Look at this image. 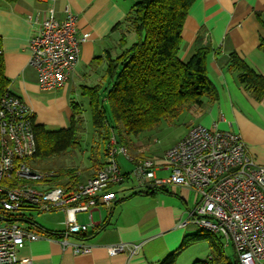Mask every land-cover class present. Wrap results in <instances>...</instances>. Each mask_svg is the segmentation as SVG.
Listing matches in <instances>:
<instances>
[{
	"label": "crops",
	"instance_id": "0c3cea01",
	"mask_svg": "<svg viewBox=\"0 0 264 264\" xmlns=\"http://www.w3.org/2000/svg\"><path fill=\"white\" fill-rule=\"evenodd\" d=\"M135 3L134 0H18L9 4L0 0V38L6 76L11 80L10 92L33 108L36 125L49 128V125L70 123L76 77H80L82 69L86 80L97 76L91 68L93 60L104 57L108 50L116 47L122 35L121 29L116 30V27ZM67 8L77 16L79 35H88V40L82 47L80 63L72 80L58 91L43 92L38 85L37 72L29 64L32 26L27 18L32 15L43 19L54 9L57 17L64 19ZM262 41L264 0H197L186 20L179 55L180 60L187 63L199 47H210L209 78L218 91L216 102H206L203 108L189 111L198 121L191 124L187 132L195 125L212 127L214 124L222 130L236 131L260 165H264V105L245 91L226 65L235 52L252 70L264 76ZM131 157L142 158L141 155ZM165 164L164 161L159 165ZM89 166L90 162H86L85 169L79 172L80 183L95 175L86 170ZM122 172L126 175L125 181L104 192L114 194L116 200L109 206L99 205L92 209V225L90 214L80 213L88 214L87 222L82 223L90 225L86 233H94L105 226L95 237L83 241L80 235L68 236L69 245L65 248L62 244L66 231L64 211H52L61 212L41 223L27 216L25 211L16 223L40 238L27 242L20 250V257L33 264H162L167 257L176 254L177 262L184 250L181 249L183 242L196 232H202L191 218L200 200L198 194L184 187L171 186L156 191L154 189L160 188L145 184L136 176L137 184L132 185V173ZM169 173L163 167L156 176L163 179ZM121 243L141 244L142 249L133 256L129 252L110 256L107 248ZM76 244L90 246L92 252L75 255L73 246ZM209 257H213L212 248Z\"/></svg>",
	"mask_w": 264,
	"mask_h": 264
},
{
	"label": "built area",
	"instance_id": "2783aa9c",
	"mask_svg": "<svg viewBox=\"0 0 264 264\" xmlns=\"http://www.w3.org/2000/svg\"><path fill=\"white\" fill-rule=\"evenodd\" d=\"M59 19L54 9L45 18L28 16L32 26L29 41L30 66L37 72L43 92H55L73 78L88 35H79L77 16L67 8ZM34 110L19 96L8 91L0 103V215L22 214L27 208L41 212L62 210L66 214L68 236L86 233L92 225V209L111 205L116 196L104 193L121 184L126 175L118 157L135 163L133 176L154 187L179 186L195 191L200 200L191 213L193 223L203 232L220 236L225 246H233L239 264H264V165L251 155L242 135L232 130L195 125L165 156V165L149 159H133L117 136H110L105 165L95 176L70 188L43 185L55 172L33 170L28 159L37 149ZM166 167V178L156 172ZM35 183V184H34ZM89 213L90 225L80 224L77 214ZM183 226V224L181 225ZM40 236L16 222L0 224V264H33L19 253L27 242ZM142 249L141 244H116L107 248L110 256ZM90 246L76 244L73 253L90 254ZM213 257L196 264H212Z\"/></svg>",
	"mask_w": 264,
	"mask_h": 264
},
{
	"label": "trees",
	"instance_id": "16d2710c",
	"mask_svg": "<svg viewBox=\"0 0 264 264\" xmlns=\"http://www.w3.org/2000/svg\"><path fill=\"white\" fill-rule=\"evenodd\" d=\"M2 1L9 4L18 2ZM196 2L137 0L124 21L116 27L122 32L116 47L108 50L104 57L93 60L91 68L102 82L82 86L81 91L88 101L96 135L88 157L90 166L87 171L96 175L104 167L105 152L112 134L117 136L120 144L132 150V142L127 140L129 136L154 130L163 120H175L184 111H194L203 108L206 102L218 100V91L208 72L211 48L199 47L187 63L179 58L186 20ZM258 18L262 22L261 14H258ZM129 38L132 42L128 46ZM260 47L264 51V41ZM226 68L246 92L264 105L263 75L252 70L235 52L230 55ZM10 85L0 38V103L10 91ZM104 101L109 103L112 123L108 119ZM71 107L72 117L68 128L49 129L44 125H34L37 149L35 155L28 159V164L38 172H55L54 177L45 178L43 185L70 188L80 182L78 169L41 170L55 157L69 150L75 151L81 145L85 133L83 105L72 101ZM154 190L162 191L163 188ZM26 210L36 209L30 207ZM20 215H0V224L2 219L16 222ZM104 228L91 234H78L79 239L90 240ZM213 237L217 236L203 235L201 232L189 236L181 249L205 240L212 248V264H239L237 256L235 261L226 257L224 247L218 246ZM176 258V254L170 255L162 264H175Z\"/></svg>",
	"mask_w": 264,
	"mask_h": 264
},
{
	"label": "rangeland",
	"instance_id": "374dc122",
	"mask_svg": "<svg viewBox=\"0 0 264 264\" xmlns=\"http://www.w3.org/2000/svg\"><path fill=\"white\" fill-rule=\"evenodd\" d=\"M135 2L137 0H134ZM131 38H129L128 46L131 44ZM84 72L85 70L82 69L80 73V77H76L74 81V95L73 99L77 103H81L84 109V124H85V133L81 142V145L75 151H67L63 153L51 161L48 164L42 166L41 170H45L47 168H51L54 170H60L64 168H74L78 169L79 172L85 169L86 162L88 163V157H90V150L91 147L96 140V135L94 132V126L92 121V116L90 113V109L88 106V101L85 97L81 95V85H96L102 82L98 76H95L94 79L86 80L84 79ZM83 73V74H82ZM89 78V77H88ZM105 83V82H104ZM106 85V84H105ZM104 106L106 109V113L108 119L112 123V116H111V109L109 103L104 101ZM197 117L189 111H184L178 118L175 120H163L162 123L151 131L142 132L138 135H131L127 138L128 141L132 142V150L127 148L125 145L128 153L130 156L133 155H141V159H149L152 160L155 164L159 165L164 163L166 154L174 148L183 137L187 133V129L191 124H195L197 122ZM70 125L65 123L64 126H52L49 125V128H68ZM138 144V145H137ZM103 146V144H101ZM137 145V147H135ZM134 151V152H133ZM118 163L121 169L126 173H133L135 170V165L128 159L123 156L118 157ZM40 170V171H41ZM134 182H130V184H137V179L134 176ZM136 179V180H135ZM133 180V179H132ZM80 184H74L78 185ZM73 185V184H72ZM171 186V185H170ZM73 187V186H72ZM171 187H179V186H171ZM61 211L55 212H41L37 210H29L26 211L25 214L27 216L32 217L34 221L37 223H41L43 221H47L49 219L54 218L58 213ZM88 214H78L77 218L80 224L87 222ZM22 226V225H21ZM198 232H196L197 234ZM203 235H208L206 232H201ZM218 244V246H225V240L220 236L213 237ZM226 257L231 260L235 261V250L231 245L227 246L224 250ZM211 256V247L208 241H199L198 243L184 249L179 256L178 261L176 264H195V261H202L206 260Z\"/></svg>",
	"mask_w": 264,
	"mask_h": 264
},
{
	"label": "water",
	"instance_id": "95a60500",
	"mask_svg": "<svg viewBox=\"0 0 264 264\" xmlns=\"http://www.w3.org/2000/svg\"><path fill=\"white\" fill-rule=\"evenodd\" d=\"M4 221H5V222H10V220H9V219H4Z\"/></svg>",
	"mask_w": 264,
	"mask_h": 264
}]
</instances>
